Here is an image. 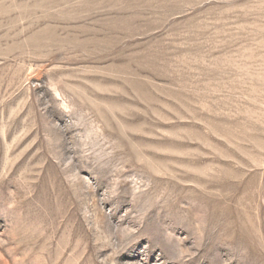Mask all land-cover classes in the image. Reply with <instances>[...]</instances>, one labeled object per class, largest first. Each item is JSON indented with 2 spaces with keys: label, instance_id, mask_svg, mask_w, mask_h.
Listing matches in <instances>:
<instances>
[{
  "label": "rangeland",
  "instance_id": "obj_1",
  "mask_svg": "<svg viewBox=\"0 0 264 264\" xmlns=\"http://www.w3.org/2000/svg\"><path fill=\"white\" fill-rule=\"evenodd\" d=\"M0 264H264V0H0Z\"/></svg>",
  "mask_w": 264,
  "mask_h": 264
}]
</instances>
